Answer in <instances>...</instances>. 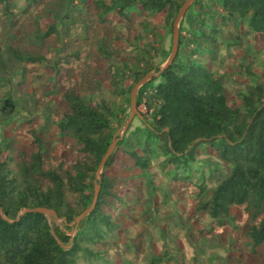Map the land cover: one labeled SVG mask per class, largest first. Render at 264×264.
I'll list each match as a JSON object with an SVG mask.
<instances>
[{
    "label": "trees",
    "instance_id": "trees-1",
    "mask_svg": "<svg viewBox=\"0 0 264 264\" xmlns=\"http://www.w3.org/2000/svg\"><path fill=\"white\" fill-rule=\"evenodd\" d=\"M26 1L18 9L0 0V34L6 33L0 35V81L16 79L21 108L30 115L20 117V138L27 144L0 142V264H116L117 254H123L119 219L135 222V197L122 189L124 178L107 172L114 164L148 177L147 168L155 164L169 182L195 196L194 221L201 220L200 212L209 217V225L197 230L200 241L230 226L229 234L241 231L248 248L243 251L231 239L239 254L230 264H264V70L259 75L249 66L240 68L239 73L253 78L240 84L241 102L231 106L217 67L220 54L240 44L243 36H264V0L191 1L181 16L176 52L165 67L144 59L140 51L122 63L111 60L129 53L145 36L162 35L161 30L172 34L185 0ZM113 16L130 27L120 49L123 39L111 37V44L107 35L95 31L97 26L114 28ZM45 17L54 22L42 30ZM60 21L82 35L54 55L62 38ZM29 70L40 83L26 93L22 87ZM149 73L135 96L136 109L143 105L145 110L137 109L140 125L131 127V120L117 132L127 121L124 103H130L132 88ZM104 83L122 103L95 99ZM18 104L10 91L4 93L0 117L16 112ZM42 104L56 133L79 145L72 160L48 157L52 135L40 130L49 122L39 126L35 114ZM197 149L209 155L197 159ZM96 186L95 205L76 221L91 205ZM233 206L241 212L239 219L230 213ZM160 220L164 236L173 229L174 217ZM157 253L153 250L156 257L149 264L160 260Z\"/></svg>",
    "mask_w": 264,
    "mask_h": 264
},
{
    "label": "rangeland",
    "instance_id": "rangeland-1",
    "mask_svg": "<svg viewBox=\"0 0 264 264\" xmlns=\"http://www.w3.org/2000/svg\"><path fill=\"white\" fill-rule=\"evenodd\" d=\"M9 1L18 9L28 5L26 4V0ZM41 5L42 4H39L35 8L32 7L30 10L35 12ZM181 18L182 17L179 18L176 24L177 32ZM21 19L22 18H20V20ZM113 19L116 21L114 28L110 26L107 28L104 26H97L95 27V31L97 35L101 33L107 35L105 39L111 44H113L111 37L123 39V41H118L120 49L123 45L127 44L126 38L129 35L130 27L126 22L115 16H113ZM156 19L158 20L159 17ZM20 20L17 21V23L20 22ZM53 22L54 20L52 18H42L40 20V27L42 30H45L47 26ZM57 25L62 31V38L52 49L54 55H57L67 44L71 47L70 41L76 35V37L82 35L79 29H76L74 34L72 29H66V25L64 26L63 21H60ZM160 33L162 35L156 37L149 35L141 38V40L132 47H129L130 54L122 52L117 60H111V63H122L128 58L133 57L134 53L140 51L143 58L151 60L155 66L160 67L165 65L168 60L165 56L168 52L171 53L173 48V33H164V30H161ZM0 35L4 37L6 33ZM232 36H234L233 32ZM60 44L62 45L59 46ZM225 52L223 51L220 54L222 59L219 61L217 67L222 74L227 102L229 105L235 106L239 105L241 102L237 94V89L240 84L252 81L253 78L252 76L239 73L238 71L240 68L244 70V67L249 66L254 73L259 75L264 70V36H243L240 44L232 46L229 52ZM102 68L104 69V66H102ZM43 75L50 76L44 72ZM32 76L33 72L29 70L26 75V83L22 87L26 93H31L40 83L39 81H34ZM15 83L16 79H13L11 83L0 81V98L4 93L10 91L13 98L19 103L16 112L5 117V119L0 117V142L6 138L18 139L22 144H27V141L20 138L23 129V122L20 117H28L30 115L21 108L22 104L20 102L22 101V97ZM137 89L138 87L133 92L134 99ZM100 98L113 100L116 105H119L123 101L121 97L114 95L111 92V88L105 83L95 96L96 100ZM49 105L50 104H48V106ZM124 106L126 107V112L123 117L128 120L132 112L131 100L128 104L124 103ZM43 108L44 104L39 106V111L35 114L39 116V126L49 122L48 127L40 130L43 133L52 135V142L48 149V157L52 161L61 158L68 161L72 160L74 156L79 153V145L73 138L59 136L56 133V126L50 123L52 120L51 115H48ZM137 109L142 112L145 111L143 105H140ZM136 113L132 118L131 127L140 125ZM122 120H120V122H115L114 125L121 124ZM123 127L124 125H122L117 132H122ZM208 155L209 153L206 151L200 152V149H197L195 157H197V159H205ZM147 171L150 173V177L146 174H142L138 169L121 171L116 164L112 165L107 171L110 174H118L120 179L124 178L125 183L122 189H125L124 192L130 195L128 196L129 198L133 195L135 197L134 205L131 208V213L134 215L135 222H131L130 219L126 217H120L119 219L121 221V226L118 228L117 232L120 233V244L123 254L120 256L117 254L116 264H149L150 258L156 257L153 256V250L158 252L157 257L160 258L156 264H230L233 260L231 257H235L239 254L236 249L232 247L234 244L231 242V239L240 242V248L242 250L244 249L246 251L248 249L247 246H245L247 240L241 231H236L233 237L229 234L230 226L225 228V232L219 231L217 233H212L214 236L207 234L205 240L200 241V235L197 233V230L201 227H207L210 220L203 212H200L201 220L198 222L194 221L193 217H190L196 206L195 196L186 193L180 186L169 182L168 176L164 175L155 164L148 167ZM137 176H139V178H137ZM148 181H151V183L149 184ZM122 213L127 214L126 209L122 210ZM230 213L238 219L241 217L240 210L235 206L230 208ZM167 214H172L175 225L172 230L167 231L163 236L161 230L164 228L165 223L160 219L163 215ZM179 217L184 219L183 224L178 222ZM182 227L186 228L183 229ZM209 259L211 261H209ZM235 261L236 260H233V262Z\"/></svg>",
    "mask_w": 264,
    "mask_h": 264
},
{
    "label": "water",
    "instance_id": "water-1",
    "mask_svg": "<svg viewBox=\"0 0 264 264\" xmlns=\"http://www.w3.org/2000/svg\"><path fill=\"white\" fill-rule=\"evenodd\" d=\"M191 1L193 0H185L176 19H175V22H174V27H173V48H172V51H171V54H170V57L168 58L167 60V63L165 65H163V67H165L169 62H171L175 52H176V49H177V27H176V24L179 20V18L182 16L183 14V11L185 10V8L191 3ZM151 74H147L144 78H142L140 81H138L134 87L132 88L131 90V97H130V100H131V106H132V112H131V115L130 117L128 118V120L126 121L124 127H123V131L127 128L128 124L130 123V121L132 120V118L135 116V113H136V103H135V99H134V96H133V92L134 90L139 87L141 84H143L148 78H150ZM116 143V140L112 141V143L109 145L106 153L104 154L99 166H98V172L101 171L102 167L104 166V163L106 161V159L108 158V156L110 155L114 145ZM97 191H98V186H96L95 188V192H94V197L92 199V202H91V205L85 209L80 215L77 216L76 218V221L80 220L84 215H86L92 208L93 206L95 205V202H96V198H97ZM35 210L37 211H42V212H46V210L44 208H35ZM47 212H50V211H47ZM53 214V212H52Z\"/></svg>",
    "mask_w": 264,
    "mask_h": 264
}]
</instances>
